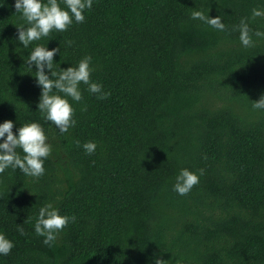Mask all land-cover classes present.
I'll use <instances>...</instances> for the list:
<instances>
[{"label":"trees","instance_id":"trees-1","mask_svg":"<svg viewBox=\"0 0 264 264\" xmlns=\"http://www.w3.org/2000/svg\"><path fill=\"white\" fill-rule=\"evenodd\" d=\"M12 3L0 7V122L13 133L39 123L51 152L39 177L0 173V232L14 245L0 264H264V110L252 106L264 95V38L245 48L234 30L245 18L264 31L251 17L264 0H93L83 22L28 48ZM36 44L60 49L52 71L90 57V82L107 93L81 83L65 133L37 108L24 61ZM181 168L199 176L185 195L172 190ZM46 203L70 218L51 246L34 231Z\"/></svg>","mask_w":264,"mask_h":264},{"label":"clouds","instance_id":"clouds-1","mask_svg":"<svg viewBox=\"0 0 264 264\" xmlns=\"http://www.w3.org/2000/svg\"><path fill=\"white\" fill-rule=\"evenodd\" d=\"M63 4V7L61 6ZM93 0H13L12 7L18 13L24 23L15 25L16 41L24 48L33 41H39L47 37L53 30L65 31L73 21H84V10L91 9ZM0 7H6L5 0H0ZM191 18L200 20L210 27L223 31L225 25L217 15L210 17L200 10H193ZM251 17H264V9L253 8ZM234 30L239 33L240 44L245 47L254 45L253 35L264 38V31H253L249 27L248 20L242 18ZM60 51L58 47L51 49L42 44H36L28 53L25 61L26 68L33 72L35 67V82L40 87V96L37 108L44 119L52 122L61 133L68 131L75 124L73 119L74 109L68 98L72 101L81 100L80 84L87 85V90L93 94H100L104 98L107 93L102 91V86L96 82H90V57L82 58L75 66L53 69V57ZM47 70V71H46ZM27 73V72H26ZM55 77V78H52ZM59 93H63L60 95ZM253 108L264 110V95L253 101ZM13 121L0 122V173L5 169H19L29 177H39L44 174V160L51 152V145L47 142V136L42 126L37 122L25 123L13 133ZM94 141L85 142L82 147L86 153H93L96 149ZM21 149L23 156L17 152ZM202 174L203 170H199ZM199 182L196 172L187 168H181L174 177L172 190L178 195L187 194L194 185ZM69 217L61 215L59 209L53 203H46L38 209L34 231L43 237V243L51 246L55 242L60 230L69 222ZM22 231V229H21ZM13 242L0 232V255L9 254L13 248ZM154 264H166V260L154 256Z\"/></svg>","mask_w":264,"mask_h":264}]
</instances>
